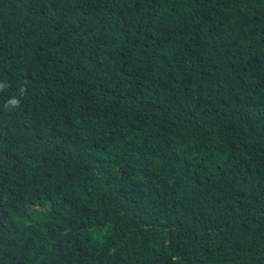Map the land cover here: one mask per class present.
Masks as SVG:
<instances>
[{
    "label": "trees",
    "instance_id": "obj_1",
    "mask_svg": "<svg viewBox=\"0 0 264 264\" xmlns=\"http://www.w3.org/2000/svg\"><path fill=\"white\" fill-rule=\"evenodd\" d=\"M0 264H264V0H0Z\"/></svg>",
    "mask_w": 264,
    "mask_h": 264
},
{
    "label": "clouds",
    "instance_id": "obj_2",
    "mask_svg": "<svg viewBox=\"0 0 264 264\" xmlns=\"http://www.w3.org/2000/svg\"><path fill=\"white\" fill-rule=\"evenodd\" d=\"M13 103H15V101H13Z\"/></svg>",
    "mask_w": 264,
    "mask_h": 264
}]
</instances>
